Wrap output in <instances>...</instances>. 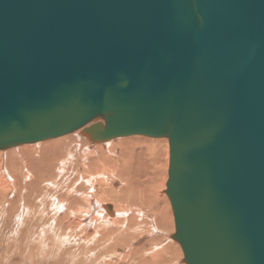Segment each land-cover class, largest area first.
<instances>
[{"label":"water","instance_id":"water-1","mask_svg":"<svg viewBox=\"0 0 264 264\" xmlns=\"http://www.w3.org/2000/svg\"><path fill=\"white\" fill-rule=\"evenodd\" d=\"M166 137L186 264H264V0H0V149Z\"/></svg>","mask_w":264,"mask_h":264},{"label":"bare ground","instance_id":"bare-ground-1","mask_svg":"<svg viewBox=\"0 0 264 264\" xmlns=\"http://www.w3.org/2000/svg\"><path fill=\"white\" fill-rule=\"evenodd\" d=\"M67 136L41 144H19L16 145L17 148L12 146L11 149H0V186L5 189L12 183L11 186L16 187L17 180V183L23 186L19 189L25 187L26 196L29 186L38 183L40 192L34 196L40 203L39 194L43 196V193L51 191L49 188L53 189L58 182L62 185L72 175L73 180H77L73 184L82 182V185H90L87 193H80L81 198H77L74 193L67 196L66 200H56L54 194V197H51V194L48 199L53 210L63 211L61 216L57 215L58 221L65 223L59 230L63 241L67 234L68 243L80 241L78 231H90L81 225L80 215L85 213L94 216L92 220L90 217L88 219L91 224L95 217L97 218L98 224L94 226L90 236L94 244L83 253L85 256H82L85 264H171L173 259L181 257L178 242L167 232V229H172L173 221L171 222L169 202L164 194L162 196L167 181L169 154L165 138L154 141L149 137L147 139L140 136L93 141L82 129L71 137ZM73 144H76V147L69 149ZM80 145L81 150L76 153V148ZM148 148L150 153H147ZM60 149H66L65 155L68 152L74 162L64 165ZM134 149H138V153H135ZM150 154L152 161H147L145 157ZM10 159L19 163L22 170L20 174H11L7 165ZM150 166L154 167V181L162 191H157L156 198L152 189H149L153 179L143 178L144 175L147 178L150 176V172H147ZM58 173L62 175L57 177ZM93 176L101 180L102 187L91 183ZM63 186L65 187L61 191H65L69 184L66 186L64 183ZM44 188L47 190L43 191ZM66 191L73 193V189ZM10 200L5 199L0 207L9 205ZM83 200L86 201L87 209L81 204ZM106 203H111L114 209ZM19 206L21 207V204ZM104 208L108 214L101 211ZM18 215L16 214L17 217ZM144 240L148 241L143 243ZM87 257H91V261H87Z\"/></svg>","mask_w":264,"mask_h":264},{"label":"rangeland","instance_id":"rangeland-1","mask_svg":"<svg viewBox=\"0 0 264 264\" xmlns=\"http://www.w3.org/2000/svg\"><path fill=\"white\" fill-rule=\"evenodd\" d=\"M75 132H78V130ZM75 132H71V133H68V134H65L59 137L46 139V140L33 142V143L41 144V143L48 142V141L62 139L67 135H68L67 137H71V135L75 134ZM140 136L143 138L147 137L143 135H129V136H122L119 138L140 137ZM119 138L117 137V139ZM159 138L160 139L165 138L164 140L166 141V144L168 145V153H169L168 139L166 137H159ZM159 138L149 137L150 140H154V141H157V139L159 140ZM33 143H29V144H33ZM24 144H28V143H24ZM87 145L89 144L87 143ZM95 145H97V143H95ZM72 147H76V144L71 145L69 149ZM81 147L82 146L80 145L76 148V153H78V151L81 150ZM6 149H11V147L10 148L8 147ZM60 150L62 153L61 161L62 163H64V165H68L74 162V161H71L72 160L71 155H69L68 152L65 155L64 152L66 149L64 151L62 149ZM134 152L138 153V149H134ZM147 153H150L149 148L147 150ZM78 155L79 154H77V156ZM74 156H76V154H74ZM151 157H152V154H150L149 157H145V158L147 161L148 159L149 161H152V159H150ZM10 160L8 161L7 165L9 167V170L11 171V174L14 175V174H17L18 172L20 174L22 170L21 168H19V165H18L19 163L18 162L16 163L14 159L13 160L10 159ZM168 168H169V154H168V167H167V172H166L167 179H168ZM153 170H154L153 166L152 167L150 166L149 168H147V172H150V176L147 178L146 175H144L143 178L153 179L152 182L149 184V189H152V193L156 198L157 191L161 193L162 191H161V188L156 184V181H154ZM10 171L8 172L10 173ZM58 175L61 176L62 173L61 174L58 173L57 177ZM72 176L69 177L68 181H64V183H66V186L67 184H69V186H67V188L64 189L65 191H61L62 188L65 187L63 186L64 183L60 185L58 182L57 183L58 185L55 186L53 189L49 188V190L51 191L43 193V196L39 194L38 197H41V201H40L41 204L37 201L36 199L37 197L34 196V194H38V192H40L38 191V187H39L38 183H35L29 186L28 188L29 193H27L26 196H25V187L23 189H19L20 187H23V186L18 184L17 180H16V187L18 186L17 188L14 187V185L11 186L12 183L10 186L5 187V189L4 187L0 186V199L1 200L4 199L3 201H0V204L4 202L5 199L6 200L11 199L10 200L11 202L9 205L4 204L3 208L0 207V264H85V260H83L82 256H85L83 253L91 245L94 244L90 240V236H91L94 226L98 224V222L96 221L97 218L95 217V221L91 224V222L90 223L88 222V219L90 217V219L92 220L94 216H92L91 214L86 215L85 213L80 215L79 218L81 219V225L84 227V229H90V231L89 232H87L86 230L78 231V235H79L78 239H80V241L68 243L66 240L67 234H65V240L63 241L62 233L59 230L65 226V223L63 224L60 223L57 217V215L61 216L63 214L61 212L63 211L60 212V211L53 210V208L50 207L49 205L50 201L48 200L51 194H52L51 197H54L55 195L56 200H66L65 198L67 196L74 195V193L77 198H81L80 193H87L90 185L88 184L82 185V182L73 184L74 181L76 182L77 180L76 179L73 180ZM90 181L91 183H95L99 185L100 187H102L103 185V183L101 184L100 182L101 180L94 176L91 178ZM11 187L13 188V190ZM66 189H73V193L72 194L68 193ZM45 190H47V188L43 189V191ZM163 194H164L165 199L168 200L169 205H170V201L166 194V186H165V189L163 190L162 196ZM18 203L21 204V207L19 206L20 204L18 205ZM81 204L83 205L84 209H87L86 201L83 200ZM106 204L111 205L112 209H114L111 203H106ZM169 205H168V208H169V212H171L170 215H171V222L173 221V227L171 230L167 229V232L173 236L175 232L174 219H173L171 206L169 207ZM23 206L24 207L28 206V208L27 209L26 207L23 208ZM141 207L144 208L143 206ZM146 209L149 211H152V209L149 207H146ZM93 211L95 212V210ZM101 211L107 213V210L105 208ZM16 214L17 215L20 214L18 215L19 217H17ZM173 239L175 240L174 237ZM146 241L144 240L142 242L144 243ZM179 249H180L181 257L173 259V262L171 264H186L183 258L181 247ZM86 260L91 261V257H87Z\"/></svg>","mask_w":264,"mask_h":264}]
</instances>
